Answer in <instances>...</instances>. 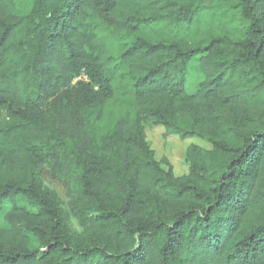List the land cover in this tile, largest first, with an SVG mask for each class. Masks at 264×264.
Listing matches in <instances>:
<instances>
[{
  "label": "trees",
  "instance_id": "16d2710c",
  "mask_svg": "<svg viewBox=\"0 0 264 264\" xmlns=\"http://www.w3.org/2000/svg\"><path fill=\"white\" fill-rule=\"evenodd\" d=\"M0 264H264V0H0Z\"/></svg>",
  "mask_w": 264,
  "mask_h": 264
},
{
  "label": "rangeland",
  "instance_id": "374dc122",
  "mask_svg": "<svg viewBox=\"0 0 264 264\" xmlns=\"http://www.w3.org/2000/svg\"><path fill=\"white\" fill-rule=\"evenodd\" d=\"M29 2L30 0H20ZM203 75L200 70V61L198 57L191 60L187 68L186 83L184 90L187 94L195 92L197 85L202 81ZM146 137L150 149L154 153L156 161H160L162 158H166L172 165L174 174L176 176L185 175L188 172V165L185 160V152L189 145H197L202 148L208 149L209 145L197 138L181 140L176 135L165 136V131L162 127H155L146 130ZM44 185L54 190L62 200V208L65 213H69L68 199L65 196L64 191L57 184L45 181ZM71 228L74 232H78V227L74 220L70 218Z\"/></svg>",
  "mask_w": 264,
  "mask_h": 264
}]
</instances>
